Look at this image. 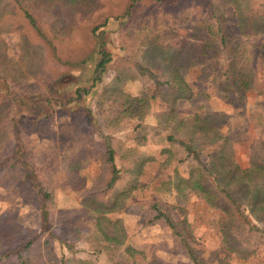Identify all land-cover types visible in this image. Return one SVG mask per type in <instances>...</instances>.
Instances as JSON below:
<instances>
[{"label":"trees","instance_id":"obj_1","mask_svg":"<svg viewBox=\"0 0 264 264\" xmlns=\"http://www.w3.org/2000/svg\"><path fill=\"white\" fill-rule=\"evenodd\" d=\"M80 1L0 0V82L4 87L0 93V190H16L22 204L33 207L40 217L39 227L26 234L8 231L5 238L0 225V251L12 245L7 258L13 255L18 264H27L29 251L34 246L40 248L41 241L50 247L56 242L74 255L83 252L93 261L101 256L115 261L114 247H122L133 264L136 254L143 264H158L127 244L121 221L110 218L125 209L135 192L145 188L140 178L145 166L156 158L139 147L150 139L165 143L160 153L165 155V166L187 163L190 170L185 178L175 170L173 179L161 182L155 192L175 191L184 195L190 191L211 208H220L228 216L227 223L237 222V214L244 220L238 218L240 224L257 229L240 209L239 194H235L240 189L229 185L240 171L230 153L225 147L220 149L219 158L228 168L225 176L215 172L202 158L205 147L224 142L226 137L209 124V114L187 120L178 114L177 105L191 97L186 78L190 71H198L203 82L218 86L221 93L239 98L254 89L260 64L264 79V44L244 42L254 37L264 39V14L250 17L242 7L245 0H146L150 8L141 11L139 6L145 0H130L119 17L107 16L101 24L86 29L93 48H88L84 56L60 58V53L68 50L62 46L72 40L77 26L75 14L80 10L74 5ZM82 1L85 14L96 8L94 0ZM192 2L199 6L196 19L190 11ZM229 7L237 15L235 23L242 40H231L228 34L224 10ZM17 17L33 32L39 48L22 32L24 28L16 24ZM110 19L120 29L124 58L112 59L103 48L98 29L106 27ZM161 19L177 23L190 33L193 43L189 49L184 44L172 46L176 34L173 30L166 31ZM150 24L153 25L147 27ZM132 31L144 32L145 42L130 34ZM25 42L33 50L23 47ZM139 56L154 62L143 67L136 63ZM152 57L159 59L155 61ZM78 61L82 66L92 67L89 79L80 73L64 74V66L76 68ZM108 65L114 68V77L99 94V99H108V106L102 108L100 103L96 106V112L105 120L99 127L85 101L102 84ZM128 65L131 73L125 70ZM130 80L146 84L147 93L144 96L125 93L123 86ZM158 100L165 111L157 118L162 127L163 123L166 125L161 133H154L147 130L144 118L151 102ZM112 111L114 118H110ZM29 114L32 119L28 120ZM59 114L65 119L59 127H68L70 137L53 128L54 116ZM132 119L136 122H131ZM123 122L130 130L124 140H119L114 136L125 131ZM128 141L134 145H126ZM59 191L76 195L78 207L57 209ZM148 208L147 226L161 225L174 237L185 240L181 223L172 219L161 201L152 199ZM13 238L17 241H12ZM189 258L192 264H199L191 252ZM70 261L62 256L59 264ZM79 262L93 264L90 260Z\"/></svg>","mask_w":264,"mask_h":264},{"label":"rangeland","instance_id":"obj_2","mask_svg":"<svg viewBox=\"0 0 264 264\" xmlns=\"http://www.w3.org/2000/svg\"><path fill=\"white\" fill-rule=\"evenodd\" d=\"M94 2L96 8L87 14L83 11L85 6L82 0L74 5L75 9L80 10L75 14L77 26H75L72 40L62 46L70 52L65 53L67 50L60 53L61 57L57 54L60 58L78 59L84 56L88 48H93V42L90 36L88 38L89 32L86 29L101 24L107 16L119 17L129 5L130 0H94ZM198 7L194 6L193 2L190 6L194 19L198 16ZM242 7L253 18L264 14V0H245ZM147 8H150V5L145 0L139 6L138 11ZM233 14V9L230 7L224 10L228 34L232 38L231 40H242L235 23L237 15ZM19 17H17L16 24L20 28H24L22 32L26 34L28 40L36 43L35 45L39 48L33 32ZM160 21H162L161 24L166 25L168 29L166 31L173 30L176 34L175 40L171 41L172 46L184 44L189 49L193 41L190 39V33L187 30L177 23L173 24V22L164 19ZM138 22L139 25L142 24L141 20H138ZM152 25L150 24L147 27ZM119 30L117 22L111 19L106 27L98 29V34H101L100 39L104 43L103 48L111 55L112 59L123 57L120 50L122 37L119 35ZM133 33L137 39L145 42L147 36L144 32L132 31L130 34ZM20 38L22 37L18 35V40ZM244 42L264 44V39L254 37ZM23 45L29 51L33 50L26 42ZM11 48L12 45L10 44ZM151 59L157 61L159 58L152 57ZM79 62L76 68L64 66L63 71L66 72L64 74L69 72L80 73V76L83 75L87 77L86 79H89L92 67L90 65L82 66ZM153 62L141 56L136 60V63L143 67H147ZM261 65L263 64L258 66L256 72L254 89L248 91L243 98H239V95L235 97L230 93L229 95L225 92L221 93L218 86L203 82L199 78L198 71H190L186 74V78L191 88V97L180 100L177 105L178 114L187 120L194 119L195 116L202 117L201 115L209 114L211 116L209 124L219 129L226 137L227 140L224 142H214L212 146L205 147L202 158L215 172L225 176L228 168L227 164L220 160L221 157L219 158L220 149L225 147L227 153H230L231 160L238 165L240 171L237 172L235 180L229 182V185H236L237 189H240L235 192V194H239L237 200L240 203V209L249 223L257 229H251L246 224H240L238 218L242 222L244 220L237 214L235 217L237 222L227 223L228 216L220 208H211L203 199L190 191H186L184 195H177L175 191L166 192L161 190L155 192L154 188H158L161 182L170 178L173 179L175 170L184 178L188 177L190 170L187 163L181 165L171 163L165 166L163 163L165 155L160 154L165 143L151 142L150 139L149 142L147 141L139 147L142 152L156 158L154 162H150L145 166V173L140 178V183L145 188L135 192L134 197L127 202L124 210L110 215V218L121 221L126 234V243L143 254L147 260L154 259L158 264H192L189 258V252H191L199 264H264V79L261 75ZM125 70L130 72L132 68L128 65ZM113 77L114 68L108 65L102 75V84L85 101L88 107L92 109L95 124L99 127L105 124V120L102 114L100 116L96 112V106L98 103L102 105V108H104V105L108 106V99H99V94L106 85L110 84ZM146 88V84L140 80H130L124 84L123 91L132 96H144L147 93ZM2 90H4V87L0 82V93ZM54 108L56 107L54 106ZM106 109L107 107H105ZM164 111L162 101L151 102L150 111L144 118V124L148 126V131L162 132L166 124L163 123L162 127L157 116ZM20 112L19 110L17 114ZM23 113L26 114V111L23 110ZM213 115H221L222 117L215 118ZM114 116V112L110 114V118H114ZM26 118L28 120L32 119L30 114ZM53 122L55 130L59 129L61 133L71 136L68 127H59L60 124L65 122L60 114L54 116ZM131 122L135 123L136 121L132 119ZM122 125L126 126L125 131L114 136L119 140H124L125 135L130 130L127 123L123 122ZM85 126L88 128V125ZM44 142L46 141H41V143ZM126 145L133 146L134 143L128 141ZM256 168H259V170ZM152 199L161 201L169 210L172 219L181 223L184 241L174 237L166 227L146 225L149 216L148 207ZM75 207H78V197L76 195L60 191L57 193V209L69 210ZM39 223L40 217L37 211L31 206L22 204L16 190H0V225L4 228L3 236L5 238L8 231L26 234L33 229H37ZM76 223L79 224L78 221ZM68 226L73 225L68 224ZM40 244V248L34 246L29 251L30 256L27 264H59L62 256L71 260L70 264H81L79 261L82 260H90L93 264H127L125 262L133 264L123 253L122 247H114L116 250L115 261H110L104 256L93 261L83 252L77 251L75 255L69 253L65 248H60L56 242L51 247L44 246L43 241ZM11 248L13 246L8 245L6 249L0 251V264H18L16 259H13V255L9 259L6 256V253L12 250ZM78 248L80 247L77 243L76 250ZM135 258V264L144 263L140 255L136 254Z\"/></svg>","mask_w":264,"mask_h":264}]
</instances>
